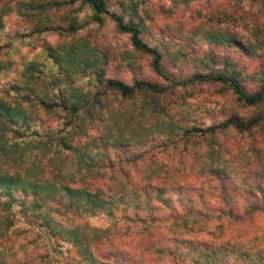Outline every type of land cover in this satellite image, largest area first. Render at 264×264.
Segmentation results:
<instances>
[{
    "label": "trees",
    "instance_id": "trees-1",
    "mask_svg": "<svg viewBox=\"0 0 264 264\" xmlns=\"http://www.w3.org/2000/svg\"><path fill=\"white\" fill-rule=\"evenodd\" d=\"M142 1L139 0V4ZM192 1L197 0L179 2L187 5ZM85 2L93 12L94 22L102 23L103 17L108 13L106 0ZM28 3H21L22 7L26 5L24 8L26 11L31 7ZM130 4L131 13L134 14L138 9V3L131 0ZM0 10L4 13L3 9ZM2 16L1 14L0 33L5 26ZM110 18L121 33L130 36L136 52L150 56L153 72L165 81L162 84H155L151 81L135 80L128 85L108 78L106 58L96 47L83 40V43L71 40L56 48L45 46L39 59L25 62L24 67L19 70L18 75L22 82L16 79L0 82V145L3 144L1 151L14 155L24 147L40 149L52 147L54 140L52 133L55 131L42 126V115L54 113L64 119L68 130L57 131L66 133L57 136L53 156L59 157L63 162L67 161V155L73 156L70 163L57 162L59 165L62 164L58 167L61 176L70 175L73 182L41 183L40 187L36 188L31 183L13 179L8 173L0 174V208L9 211L17 204L23 217L32 221L34 219L32 225L44 230L45 234L42 235L39 234L41 231L37 230L35 240L36 245L41 239L44 240L45 244L41 248H46L47 251L43 254L45 256L40 255L36 262L54 259L50 253L55 251L54 242L60 241L61 245H69L77 253L78 258L73 264H130L131 259L138 261V264H150L153 258L162 264H264V223H261L264 222V157L252 161V166L239 162L233 164L234 162H229L225 158V154L228 153L225 144L227 139L250 141L252 144L250 148H253L254 139L250 138L262 127L264 120L262 117L264 84L259 85L264 72L261 70L255 75H247L236 68L232 70L225 68L234 62L227 56L219 55L212 46L237 45L240 50L246 52L250 50L237 44L234 37L226 38L202 32L200 37H194L193 33L173 38L179 40L185 38L190 40L191 44L208 45L210 51L197 57L195 61L200 66L206 63L207 69L215 66L216 71L206 73L195 71L187 78L170 79L164 74L163 53L155 47H150L143 40L144 35L148 34L144 15L139 17L138 22L132 21L131 18L124 22L116 13L111 14ZM60 29L64 33L67 31L73 33L78 27L71 22L68 30L59 25L53 31ZM49 30L39 26L32 31L33 34H20L18 39L22 40L20 44L24 42L29 44L30 39L39 37L41 33ZM162 33L165 34L166 31L163 29ZM5 37L0 35V57L11 52L8 49L13 43L11 39ZM165 46V59L168 65H178L180 68L184 62L190 64L192 59L183 50L172 49L171 44ZM243 81L258 85L253 91L248 92ZM207 83L224 85L235 101L261 113L243 116L232 112L221 121H214L204 128L198 127L194 124L196 120L188 118L190 109L185 100L194 94L196 85ZM171 89H179L181 95L168 112L164 110L162 102L159 103V97ZM145 93L153 95L151 100L140 95ZM138 97L137 104L140 106H135V114L145 118L146 108L152 106L156 109L160 106L161 110H164L160 111L163 115L150 116L158 119L156 123L166 127L156 135L144 134L136 137L134 141L143 142L137 146L133 145V149L141 150L150 142L153 146L157 143L163 148L180 149L182 153L179 154L187 160L188 150L195 143H200L198 148L202 149L205 158L200 167L196 168L200 170L199 177H196L199 180L197 187L180 183L174 174L170 175L169 184L162 186L151 182L139 186L130 184L127 173L119 167L120 162L117 165L111 164L108 154V151H111L118 157L119 152L115 149L117 147L130 151L131 143L123 142L122 139L110 146L113 149L108 148L107 136L99 137V144L97 137L85 143L65 142L67 137L84 134L81 131L85 124L94 126L95 123L103 121L101 112L105 107L111 109L109 105L112 101H128ZM119 105L117 112L125 110L124 106ZM34 109L37 117L33 115ZM41 133H44L45 137ZM32 136L35 140L31 139ZM7 137L11 139L8 141ZM32 141H36V145L32 144ZM88 146L92 151L87 150ZM252 150L255 154L256 149ZM52 164L46 165L49 171L54 166ZM107 170L111 171L112 179H115L116 174L120 175V186L116 180L115 184H112L113 190L109 185L113 191L110 198L103 196L101 184L86 183L84 180L87 175L100 178L108 173ZM76 176L80 178L79 180H84V184L78 186L74 178ZM174 196L176 200H173ZM174 202L178 204L177 208ZM50 203L56 205L55 211L60 215L72 214L84 220L104 216L111 221L106 227L84 223L79 228L62 230L44 216L43 208ZM179 207L187 210L178 212ZM127 224L130 228L121 231V226ZM3 225L4 227L0 228L2 237L14 233L18 236L23 230L24 232L28 230L13 229L15 224L8 216L3 218ZM199 235L211 236L214 241L195 239ZM135 236L137 238H134ZM130 237L134 244L130 243ZM117 238L122 239L116 242L114 239ZM110 242L113 246L120 247L101 256L98 248L108 247ZM47 245L51 246L46 247ZM136 250L137 252L139 250L138 256ZM13 255L17 257V252ZM22 263L16 259L4 262Z\"/></svg>",
    "mask_w": 264,
    "mask_h": 264
},
{
    "label": "rangeland",
    "instance_id": "rangeland-1",
    "mask_svg": "<svg viewBox=\"0 0 264 264\" xmlns=\"http://www.w3.org/2000/svg\"><path fill=\"white\" fill-rule=\"evenodd\" d=\"M130 1L106 0L108 13L103 17L102 23H96L93 20V12L85 0H0V9L4 11L3 13L0 10V15H3L2 18L5 23L0 35H5L13 43L8 49L11 52L0 57V82L5 83L14 79L21 81L18 75L19 70L29 61L39 59L45 46L56 48L58 45L74 40L78 41V43L86 41L98 49L99 53L106 58L105 67L108 70V78L122 81L128 85H131L135 80H146L155 84H162L165 80L153 72L150 56L136 52L132 46L130 36L121 33L117 29L114 21L110 18V15L114 13L120 15L124 22H127L129 18L134 22H138L139 17L144 15L148 34L144 35L143 40L150 47H155L163 53L164 74L170 79L187 78L195 71L199 73L216 71L215 66L207 69L205 68L206 63L200 66L195 61L197 57L203 56L210 51L208 45H196L191 44L190 40L185 38H180V40L173 38L174 36L183 37L193 33L194 37H200L202 32H209L226 38L234 37L237 44H241L244 49L250 50L247 53L244 50H240L237 45L227 46L219 44L216 47L212 46V49L219 55L227 56L234 62L233 65L230 67L225 66V68H229V70L236 68L242 74L247 75H255L261 70L264 72V0H197L188 2L187 5L179 2L180 0H143L140 4L139 0H133L138 3V9L134 14L131 13ZM25 2H29L28 4L31 5L28 11L24 9L26 5L25 7L21 5V3ZM71 22L78 27L76 32L67 31L64 33L61 29L53 31L59 25L68 30ZM39 26L50 30L41 33L39 37L30 39L29 44L26 42L20 44L22 42L21 39H18L20 34H33L32 31ZM163 29L166 31L165 34L162 33ZM59 32L63 35H60ZM166 44H171L172 49L183 50L192 59L190 64L184 62L180 68L177 67L178 65H168L165 59ZM43 66L45 67V65ZM46 69L48 70L49 68L47 67ZM243 84L248 92L253 91L258 85L248 81H243ZM260 84H264V77L261 79ZM193 92L194 94L185 100L190 109L188 118L191 117V119L196 120L194 124L200 128L209 126L214 121H221L228 113L232 112L243 116L261 113L259 110H254L252 107H247L235 101L228 89L218 83L196 85ZM140 95L146 97L147 100H151L153 96L146 93ZM180 95L179 89L168 90L165 95H160L159 103L162 102L164 110L169 112ZM155 98L157 99L158 96ZM138 99L139 97L128 101H112V104L109 105L111 109L105 107L101 112L103 121L95 123L94 126L85 124L82 126L81 131L84 134L67 137L65 142H71L72 144L85 143L97 137L99 144V137L107 136L109 138L108 148L113 149L110 146L117 140L122 139L123 142L131 143L130 151L127 152L126 148L117 147L115 149L119 152L118 157L111 151H108V154L111 158V164L117 165L120 162L119 167L127 173L130 184L139 186L143 183L151 182V184L162 186L169 184L171 181L170 175L174 174L176 179L179 182L181 181L180 183L197 187L199 180L196 177H199L200 170H196V168L200 167L205 158L202 155V149L198 148L200 143L196 144L194 142L195 144L188 150L187 160L181 156L182 154H179V152L182 153L180 149L163 148L157 143H154L155 145L153 146V143L151 144L150 142L141 150L140 148H136L139 150L133 149V145L137 146L143 142L134 141L136 137L144 134L145 136L147 134L156 135L166 127V125L162 126L156 123L158 119L150 116L151 114L155 116L162 114L163 112L161 113L160 111L164 110H161L160 106L156 107V109L152 106L146 108L144 111L145 118H140L139 115L135 114V106H140L137 104L139 102ZM119 104L125 107L122 112H117V109L120 108ZM33 111V115L36 116L35 109ZM262 117H264L263 113ZM65 123L64 119L54 113L42 115V126H45L47 130L55 131L52 133L54 140L52 147H50L51 149L24 147L18 150L16 154L11 155V152L3 153L1 151L3 144L0 145V174L8 173L13 179L22 183H31L36 188H39L41 183L53 182V184H58L63 182V184H70L73 182L70 180V175L61 176L58 167L62 166V164L59 165L57 163H70L73 156L67 155V161L64 162L59 157L55 158L53 156L57 136H63L66 133L57 131L68 130V126ZM41 135L45 137L44 133H41ZM7 138L8 141L11 139L10 137ZM31 139L35 140V137L32 136ZM250 139H254L252 149H256L255 154L252 153L253 150L250 148L252 147L250 141L243 142L238 138H233L227 139L225 142L228 149L225 158L229 162H234L233 164L239 162L246 166H252L254 161L264 157V120L262 121V127L255 131ZM32 144L36 145V141H32ZM87 150L92 151L89 146ZM49 160H52V162H48ZM54 162L55 164H52ZM47 163L54 165L50 168V171L46 168ZM107 172L100 178L87 175L84 180L86 183L101 184L100 186L104 190L103 196L105 198L109 196L110 198L113 194L114 186L112 184H115V180L117 185L120 186V175L116 174L115 179H112L110 178L111 171L107 170ZM74 178L78 182V186L84 184V180H79L78 176ZM109 185L112 186V190ZM193 197L195 198V196ZM173 200H176L175 196ZM174 206L177 208L178 204L174 202ZM55 208L56 205L50 203L44 206L43 213L54 226L62 230L79 228L84 223L96 227H106L111 221L104 216L84 220L72 214L60 215L55 211ZM197 209L199 210V207ZM178 210V212H183L187 208L179 207ZM21 212L17 204H14L9 211H4V209L0 208L1 229L2 226L4 227L3 218L6 216L13 220L15 224L13 229H28L27 232H24V230L20 232L18 236L15 233L7 237L0 236V264L15 259L23 262L22 264H30V262L32 264H73L74 260L78 258L77 253L71 246L61 245L60 241L54 242L55 251L53 250L50 253L54 259L36 262L39 256L43 255L47 249L41 248L45 244L42 239L36 245L35 234L38 233L37 230L41 231L39 232L40 235L45 234V232L38 226L32 225L34 219L33 221L26 219L21 215ZM129 224L122 225L120 230L125 231V229L130 228L128 227L130 226ZM134 238L137 237L135 236ZM200 238L207 242L214 241V238L205 235H199L195 239ZM121 239L117 238L114 240L119 242ZM131 239L132 237H130V243L134 244ZM112 242L109 243L108 247L101 246L100 249L98 248L101 256L111 253L109 250H115L120 247L113 246ZM48 246L51 245L46 247ZM17 247L18 249L16 250ZM15 251L17 252V257L13 255L16 253ZM138 253L139 250L136 253L137 256ZM133 263L138 264L139 262L131 259L130 264ZM150 264L162 263L153 258V262Z\"/></svg>",
    "mask_w": 264,
    "mask_h": 264
}]
</instances>
